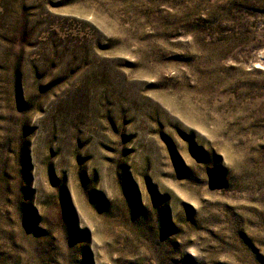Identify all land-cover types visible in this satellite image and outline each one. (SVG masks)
Segmentation results:
<instances>
[{
	"label": "rangeland",
	"instance_id": "rangeland-1",
	"mask_svg": "<svg viewBox=\"0 0 264 264\" xmlns=\"http://www.w3.org/2000/svg\"><path fill=\"white\" fill-rule=\"evenodd\" d=\"M0 264H264V0H0Z\"/></svg>",
	"mask_w": 264,
	"mask_h": 264
}]
</instances>
